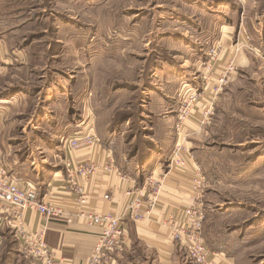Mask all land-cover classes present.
Listing matches in <instances>:
<instances>
[{"label": "crops", "instance_id": "crops-1", "mask_svg": "<svg viewBox=\"0 0 264 264\" xmlns=\"http://www.w3.org/2000/svg\"><path fill=\"white\" fill-rule=\"evenodd\" d=\"M186 2L195 15L170 12L171 22L180 21L175 23L173 32L161 34L160 38H167L166 41L173 38L183 44L189 57H195L190 67L191 75L192 72L196 74L192 78L189 74L184 75L185 64L179 65L174 58L164 63L168 65H155L160 69L165 67L161 81H171L175 86L178 85L174 94H177L180 84L190 82L196 86L203 75L215 80L232 59L236 70L229 82L232 80L233 86L242 83L244 71L252 68L254 62L264 65V58L261 56L264 55V0H240V5L238 2L235 5L230 4L227 0ZM218 6L220 8H217ZM212 7L214 10H211ZM228 9L234 14H228ZM207 16L213 19L210 28L199 24L202 17ZM243 26L251 34L254 50L244 49L235 56L233 45L237 42L239 30ZM186 27V31L182 30ZM215 46L221 52L220 62L209 72L202 68L204 62L200 63L199 59L205 55L204 61L208 65L210 58L207 53ZM260 73L261 71L256 72L258 76ZM258 76L253 79H260ZM262 78L264 84V75ZM73 82L71 79L68 84L63 76L53 79L52 84L43 91L45 101L44 107L40 108L39 117L35 115L27 123L18 117L25 114L22 110L27 105L26 101L31 98L29 96H33L30 91L11 90L0 97V157L5 167L20 186H32L46 201L72 207L70 196L62 191L66 180V161L92 159L100 167L113 161L118 173H105L100 170L87 187L89 207L97 213L113 215L121 214L134 197L148 195L146 181L150 176L161 177L162 188L158 205L140 222L127 219L126 251L112 264H193L180 243L173 239L167 222L172 215L176 216L194 202L195 193L191 189V181L196 163L200 164L202 158L196 140L201 127L203 129L215 119L216 111L218 115L222 114L219 104L226 94L217 99L212 119L202 123L200 115L196 112L193 119L187 122L183 133L178 135L175 123L179 105L174 107L172 90L170 94L155 90L147 94L142 89V105L136 113L148 115L151 121L143 128L145 131L150 130L138 135V139V136L132 133V119L129 117L132 109L128 99L135 97L134 92L126 89L127 87L113 88L125 93L123 100L125 99L126 105L121 107V100L117 99L120 92L114 91L116 93L113 97L109 96V100L98 102L97 96L86 93L85 85L78 91L76 86L68 89ZM39 91L40 89L35 92ZM227 92L228 90L225 93ZM258 101L259 95L256 93L250 107L262 108L264 111V97L260 100L263 103L260 107H257V104H260ZM144 102L147 103L144 105ZM20 103L24 106L17 109L15 106ZM104 113L108 115L107 119L100 115ZM119 113L122 117H115ZM164 125L167 128H164ZM84 132L94 133L102 141V147L93 156H89L87 152H71L68 146L61 142L65 137L71 138ZM177 144L183 145L191 154L188 170L169 171L172 151ZM130 192L132 194L128 195ZM107 195L110 197L108 200L105 199ZM11 210L10 206L0 203V252L6 251L9 254V264H25L15 230L7 224V220L12 217ZM25 227L29 232L46 228V242L49 248L58 260L71 264H87L100 235V229L86 221L74 219L68 224L62 220H49L32 211L25 214ZM213 233L211 229H207V240L219 241L217 237L220 236ZM211 252L218 264H242L236 257H232V254L228 255L226 249ZM240 259L243 257L239 258V261ZM26 261L27 264H32Z\"/></svg>", "mask_w": 264, "mask_h": 264}, {"label": "rangeland", "instance_id": "rangeland-1", "mask_svg": "<svg viewBox=\"0 0 264 264\" xmlns=\"http://www.w3.org/2000/svg\"><path fill=\"white\" fill-rule=\"evenodd\" d=\"M227 2L240 5V0ZM172 11L195 15L186 0H0V97L11 90L30 91L33 96H29L22 110L25 114L18 117L27 123L35 115L39 117L45 101L43 91L55 78L63 76L67 83L73 79L68 89L76 86L78 91L85 85L86 93H93L98 102H106L109 96L120 92L117 99L121 100V107L126 105L125 93L113 88L127 87L135 96L128 100L132 133L136 136L150 130H143L150 117L136 113L142 105V89L147 94L152 90L170 94L172 90L174 107L179 105L178 115L184 90L191 88L197 91L203 109L211 95L204 80L208 77L201 75L197 87L190 82L180 84L175 95L178 85L161 81L165 67H156L174 58L179 65L185 64L184 75L192 78L196 74L191 75L190 67L195 57H189L183 44L173 38H160L161 34L173 32L175 23L180 21L171 22ZM230 11L227 13L234 14ZM210 22L213 24V19L207 16L199 24L210 28ZM243 29L252 41L249 30L244 26ZM200 57L202 68L208 71L205 55ZM257 71H261L260 76ZM244 72L241 84L233 86L231 80L224 88L222 94L226 95L219 104L222 114L216 111L215 119L212 116L210 124L199 130L196 141L202 158L196 167L207 180L202 201L208 248L226 249L242 264H264V111L250 107L256 93L260 103L257 107L263 104L260 100L264 97V65L254 62ZM254 76L260 79H253ZM21 106L22 103L15 107ZM200 109L195 111L202 121ZM100 115L108 118L106 113ZM116 116L122 117L120 113ZM66 139L61 142L65 144ZM207 229L220 236L219 241L207 240ZM8 255L0 252V264H9Z\"/></svg>", "mask_w": 264, "mask_h": 264}, {"label": "built area", "instance_id": "built-area-1", "mask_svg": "<svg viewBox=\"0 0 264 264\" xmlns=\"http://www.w3.org/2000/svg\"><path fill=\"white\" fill-rule=\"evenodd\" d=\"M244 49L254 50L248 33L240 28L237 42L233 45L234 55L237 56ZM220 56L221 52L216 46L209 51V72L214 70L216 64L220 62ZM261 56L264 58V55ZM235 70L234 59H232L213 82L204 78L206 88L210 90L211 95L207 97L208 100L203 109L199 106L200 97L197 95V91L191 88L188 91L184 90L186 93L181 99V108L175 126L178 135L183 133L187 122L193 119L197 107L201 108L198 112L202 114V123L211 119L217 99L229 83ZM202 99L205 101L204 98ZM64 142L71 152H87L89 156H93L102 147L101 139L91 132L67 138ZM190 155L183 145L177 144L172 153L169 171L172 169L188 170V162L192 159ZM100 170L105 173L117 172L113 161L104 167L98 166L92 159L85 161L69 159L66 161V180L62 191L69 195L73 201L71 207L58 202L46 201L32 186H20L0 158V203L8 205L12 209V217L7 220V224L15 230L20 242V253L26 260L32 264H71L58 260L49 248L46 242V228L36 232H29L26 229L25 214L28 211L37 212L49 220H62L70 224L74 219H77L97 226L100 229L99 239L87 264H112L124 255L127 238L126 221L131 219L134 222H140L158 205L162 179L157 175L150 176L146 181L148 195L134 197L121 214H102L89 207L90 197L87 190L88 184ZM206 187L207 180L200 168H194V177L191 181V189L195 193L194 202L179 214L177 213L176 216L172 215V218L167 222L173 239L180 243L189 260L194 264H218L206 244L203 232L205 209L202 199ZM130 194L132 193H128V195ZM109 198L108 195L105 196V199ZM145 210L147 212H144Z\"/></svg>", "mask_w": 264, "mask_h": 264}, {"label": "trees", "instance_id": "trees-1", "mask_svg": "<svg viewBox=\"0 0 264 264\" xmlns=\"http://www.w3.org/2000/svg\"><path fill=\"white\" fill-rule=\"evenodd\" d=\"M125 117H127V116H125ZM129 117H130V115H129Z\"/></svg>", "mask_w": 264, "mask_h": 264}]
</instances>
